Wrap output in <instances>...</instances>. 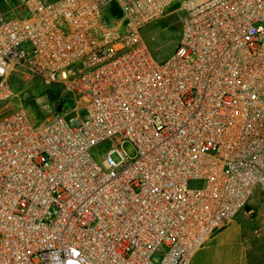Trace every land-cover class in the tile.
Returning a JSON list of instances; mask_svg holds the SVG:
<instances>
[{
    "label": "built area",
    "instance_id": "obj_1",
    "mask_svg": "<svg viewBox=\"0 0 264 264\" xmlns=\"http://www.w3.org/2000/svg\"><path fill=\"white\" fill-rule=\"evenodd\" d=\"M173 4L158 60L142 31ZM14 100L0 264H189L264 193V0H20L0 9V111Z\"/></svg>",
    "mask_w": 264,
    "mask_h": 264
},
{
    "label": "rangeland",
    "instance_id": "obj_2",
    "mask_svg": "<svg viewBox=\"0 0 264 264\" xmlns=\"http://www.w3.org/2000/svg\"><path fill=\"white\" fill-rule=\"evenodd\" d=\"M20 0H0V9L4 12L13 10L19 4ZM181 12L177 8V4H173L168 11L154 23L146 26L142 31V38L147 47L158 60L166 59L175 49L178 42L181 24ZM36 81V80H35ZM35 81L30 77L15 75L10 78L11 87L15 94L20 93V100L32 105L37 110H41L44 103L47 101L45 97L40 96L39 90L41 87L36 85ZM47 92L52 100H56L59 96V88L56 86H46ZM19 103V100H14L5 106V109L0 113L7 112ZM124 150L128 154H132L130 146H124ZM105 151H102L104 154ZM100 159V157H99ZM115 161H118L116 156H113ZM241 222H259V218L264 216V193H256L246 209L240 214Z\"/></svg>",
    "mask_w": 264,
    "mask_h": 264
},
{
    "label": "crops",
    "instance_id": "obj_3",
    "mask_svg": "<svg viewBox=\"0 0 264 264\" xmlns=\"http://www.w3.org/2000/svg\"><path fill=\"white\" fill-rule=\"evenodd\" d=\"M241 217L213 234L189 264H264V216L256 223Z\"/></svg>",
    "mask_w": 264,
    "mask_h": 264
}]
</instances>
